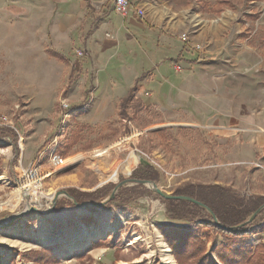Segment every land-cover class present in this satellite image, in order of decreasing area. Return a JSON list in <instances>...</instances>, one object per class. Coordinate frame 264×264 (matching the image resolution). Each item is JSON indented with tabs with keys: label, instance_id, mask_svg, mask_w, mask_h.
<instances>
[{
	"label": "rangeland",
	"instance_id": "obj_1",
	"mask_svg": "<svg viewBox=\"0 0 264 264\" xmlns=\"http://www.w3.org/2000/svg\"><path fill=\"white\" fill-rule=\"evenodd\" d=\"M211 1L172 0L150 11L185 44L194 43L197 58L202 57L184 75L195 97L176 110L161 108L153 97L146 114L113 121L121 123L117 133L85 146L79 144L84 136L76 117L66 115H80L77 109L93 98L92 87L72 90L80 71L69 85L70 64H80L85 56L54 50L44 22L49 14L45 1L5 0L0 11V128L6 129L0 133V198L11 199L20 184L29 183L24 169L34 166L44 175L39 190L53 199L72 191L94 195L88 200L101 203L142 164L154 167L150 181L169 195L190 185H217L245 203L263 198L264 0ZM131 133V142L119 144ZM54 150L66 159L57 170L49 162ZM118 194L119 200L141 198L123 206L111 204L112 199L92 213L75 207L71 195H61L52 212H31L12 222L26 202L24 195L14 200L0 209V221L11 219L0 225V264H180L176 229L180 237L194 233L204 243L183 250L197 249L198 259L210 254L219 262L215 249L227 243L204 221L165 222L163 217L179 219L168 218V199L144 185L128 184ZM89 216L93 222L82 220ZM248 224L246 244L262 252L264 210ZM84 231L104 235L84 239Z\"/></svg>",
	"mask_w": 264,
	"mask_h": 264
},
{
	"label": "crops",
	"instance_id": "obj_2",
	"mask_svg": "<svg viewBox=\"0 0 264 264\" xmlns=\"http://www.w3.org/2000/svg\"><path fill=\"white\" fill-rule=\"evenodd\" d=\"M43 1L49 8L44 22L54 50L62 55L78 49L85 52V60L70 64V74L73 69L75 74L80 71L72 90L76 93L93 88V98L77 109L81 114L70 113L83 131L84 139L79 144L98 145L95 137L118 132L121 123L112 124L113 121L125 122L136 113L146 114V109L135 106L137 100L147 108L153 97L158 98L161 108L173 105L176 110L195 97L184 80L185 73L194 71L202 60L197 58L195 44H185L175 30L150 17L152 6H164L172 0H130L133 11L126 18L115 13L113 0ZM3 8L5 0H0V11ZM76 58L79 59L77 55ZM129 93L132 98L125 119L121 102ZM163 218L178 225L190 223Z\"/></svg>",
	"mask_w": 264,
	"mask_h": 264
},
{
	"label": "trees",
	"instance_id": "obj_3",
	"mask_svg": "<svg viewBox=\"0 0 264 264\" xmlns=\"http://www.w3.org/2000/svg\"><path fill=\"white\" fill-rule=\"evenodd\" d=\"M74 74L75 69L70 74L69 85L74 82ZM131 94L122 100L121 102V115L124 118H127V114L125 111L129 108V103L131 102ZM135 106L139 109H146V106L139 100H137ZM14 133V131L9 130ZM0 133H6L5 127L0 128ZM8 134V133H7ZM15 134V133H14ZM154 167H151L148 164H142L140 168L133 171L132 178L138 180H154L155 179V171L153 170ZM1 173V170H0ZM70 195L74 197L80 204H88L91 203V200H88L94 195L88 193H73L69 191ZM176 196H187L193 199H196L200 203L204 204L205 206L209 207L211 211L216 215L218 221L224 226L220 227L213 219H211L208 215V212L202 208L201 206L184 201V200H167L168 208L166 215L170 219H179V220H188V221H204L207 226H209L214 232L220 233L224 236V239L227 244L220 245L215 249V254L219 260L217 262L210 254H206L204 257L198 259L196 256L197 249L192 250L189 249L186 251L183 250V246H188L187 244L191 245H201L204 244L202 240L198 239L194 233L185 234V237H180V233L176 234L178 237V254L179 255V262L180 264H264V255L262 252L252 251L249 248V245L246 244L247 240L245 239L246 232L252 225H246L242 228L236 229H228L230 227H234L239 225L240 223L244 222L252 213H254L261 205L264 204V197L260 198L258 201H251V203H245L243 200L235 198L232 195V191L229 188L221 187V186H212V185H199L194 186L190 185L176 191L174 193ZM119 194L111 201V204L123 206L128 204L133 200H137L141 198L140 195H129L125 196L121 200ZM110 204H105L102 207L93 208L90 211L92 213H96L98 209H104ZM85 222L91 223L94 219L89 216L87 218L82 219ZM172 235H169V238ZM172 244V241L169 240ZM193 242L194 244H192ZM177 245V244H174ZM261 249H264V245L260 246ZM174 249V248H173ZM176 249V247H175ZM182 249V250H181ZM183 251L182 253H180ZM186 252V256L184 254ZM254 252V253H253Z\"/></svg>",
	"mask_w": 264,
	"mask_h": 264
},
{
	"label": "water",
	"instance_id": "obj_4",
	"mask_svg": "<svg viewBox=\"0 0 264 264\" xmlns=\"http://www.w3.org/2000/svg\"><path fill=\"white\" fill-rule=\"evenodd\" d=\"M128 184H139V185H144V186H147L149 184L152 185L153 188L151 187H148L149 189L155 191L157 194H159L161 197H164L165 199H168V200H171V199H174V200H185V201H188V202H191V203H194V204H197L199 206H201L202 208H204L206 211H208L211 216L213 217V219L215 220V222L220 226V227H224L217 219L216 215L211 211V209L207 206H205L204 204L200 203L199 201H197L196 199H193V198H190V197H186V196H176V195H169V194H166L163 190H161L159 188V186L153 182V181H150V180H138V179H134V178H130V179H127V180H124L122 182H120L119 184L116 185V187L113 189V191L111 192L110 196L102 201L101 203H91V204H88V205H82L80 204L79 202H77L75 199L72 198V201H73V204L75 205V207H77L78 209L82 210V211H88V210H91L93 208H97V207H101L102 205H104L105 203H108L109 201H111L112 199L115 198V196L117 195V193L119 192V190L123 187V186H126ZM61 195H66L67 197L71 198L70 194L67 192V191H62V192H59L57 193V196L58 198L54 201L53 205H52V208L49 210V211H53L56 207V204H57V200L59 199V197H61ZM264 210V205H262L261 207H259L248 219L245 220L244 223L242 224H239L237 226H234V227H230L228 229H236V228H242L244 227L245 225H247L248 223H251L253 222L257 216ZM31 212H35V213H38V214H41V215H45L47 214L46 212L47 211H40V209L36 206H33L31 207L29 210H26V211H22V212H19L18 214L14 215L12 217V222L14 220H16L17 218L19 217H23ZM10 224V221L8 223H0V225H8Z\"/></svg>",
	"mask_w": 264,
	"mask_h": 264
},
{
	"label": "bare ground",
	"instance_id": "obj_5",
	"mask_svg": "<svg viewBox=\"0 0 264 264\" xmlns=\"http://www.w3.org/2000/svg\"><path fill=\"white\" fill-rule=\"evenodd\" d=\"M132 137L133 136L129 137V139L126 141L128 143L131 142L133 140ZM119 144L118 143L116 145L114 144V146H112L111 149L113 147L116 148ZM20 185H21V186H19L20 188L19 189L17 188V190L14 192V196L11 199L4 201L3 199L0 198V209H6L5 207L10 208L13 205L12 203L14 200H18L19 198H21V196L24 195L26 202H25L24 208L22 210H18L19 212L29 210L33 206L38 207L40 209V211H43V210L48 211L52 208L54 201L58 198L57 194L55 195V197L53 199V196H51L50 194L41 192L39 190V187L41 186L40 181H38V182L34 181V182H30L27 184H20ZM148 187L153 188L151 184H149ZM36 190H39V191H36ZM29 196H30L31 200L29 199ZM13 216H11V217H13ZM10 220L11 219L9 218L8 221H10ZM0 223H2V221H0ZM94 234L95 235H104V233L102 231H93L92 233H89L88 231H84L81 234V237L84 239L86 237L90 238V236H93ZM47 241H49V240H47ZM162 246H164V245L162 244ZM166 256H167L168 263H170L172 261L171 256L169 254H166Z\"/></svg>",
	"mask_w": 264,
	"mask_h": 264
},
{
	"label": "built area",
	"instance_id": "obj_6",
	"mask_svg": "<svg viewBox=\"0 0 264 264\" xmlns=\"http://www.w3.org/2000/svg\"><path fill=\"white\" fill-rule=\"evenodd\" d=\"M113 4H114V11L116 14L122 16L123 18H126L132 11V5L130 0H113ZM78 57H84L85 56V52L82 49H78L76 50ZM66 110L69 109V105L68 104H64L63 105ZM70 113H67L66 115L70 117ZM7 125V124H4ZM10 127H13L11 125H9ZM132 133L130 134L131 137ZM127 137L120 139L119 143H121V145L123 143L128 144V142H126ZM49 162L50 165L53 169L57 170L60 169L64 166H66V159L65 157H63L62 155L58 154L56 150H54L53 152H51L50 157H49ZM24 179L27 180V182H34V181H40L42 183L43 179H44V175H42L39 171V168L34 167V166H29L27 169H24Z\"/></svg>",
	"mask_w": 264,
	"mask_h": 264
}]
</instances>
